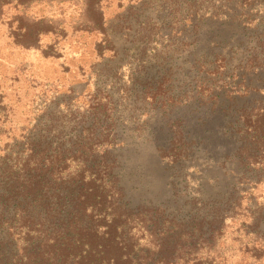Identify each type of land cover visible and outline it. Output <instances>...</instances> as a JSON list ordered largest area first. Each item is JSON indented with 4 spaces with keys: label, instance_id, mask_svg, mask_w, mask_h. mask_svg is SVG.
Wrapping results in <instances>:
<instances>
[{
    "label": "rangeland",
    "instance_id": "374dc122",
    "mask_svg": "<svg viewBox=\"0 0 264 264\" xmlns=\"http://www.w3.org/2000/svg\"><path fill=\"white\" fill-rule=\"evenodd\" d=\"M263 29L264 0H0V156L105 107L126 207L222 205L217 262L264 264V67L246 66Z\"/></svg>",
    "mask_w": 264,
    "mask_h": 264
},
{
    "label": "trees",
    "instance_id": "16d2710c",
    "mask_svg": "<svg viewBox=\"0 0 264 264\" xmlns=\"http://www.w3.org/2000/svg\"><path fill=\"white\" fill-rule=\"evenodd\" d=\"M254 50L246 66L264 67V29ZM101 109L90 114L88 128L55 127L54 135L0 156V233L6 232L0 264H219L229 209L212 205L207 216L185 222L126 207L114 173L115 145L102 140L110 110ZM259 123V130L250 124L251 142L264 141V114ZM176 141L171 158L185 149Z\"/></svg>",
    "mask_w": 264,
    "mask_h": 264
}]
</instances>
